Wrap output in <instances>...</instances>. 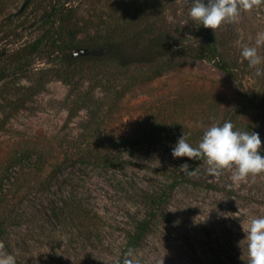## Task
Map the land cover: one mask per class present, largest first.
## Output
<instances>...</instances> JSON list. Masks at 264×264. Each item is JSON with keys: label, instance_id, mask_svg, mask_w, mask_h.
Returning <instances> with one entry per match:
<instances>
[{"label": "rangeland", "instance_id": "1", "mask_svg": "<svg viewBox=\"0 0 264 264\" xmlns=\"http://www.w3.org/2000/svg\"><path fill=\"white\" fill-rule=\"evenodd\" d=\"M52 1L31 0L29 5L27 0H0V69L8 67V78L0 83V177L8 169L3 192L18 213L7 223L0 253L14 255L16 264H118L127 232L146 213V193L164 190L183 172L180 166L187 157L171 154L178 138L184 132L196 146L205 128L228 121L241 97L232 80L207 61L184 64L155 80H147V68L119 72L83 63L70 86L61 54L47 43L20 70L13 56L49 30L38 20ZM69 2L81 24L97 20L96 15L119 17L125 7L123 0ZM156 2L166 7L159 16L167 22L185 27L191 19L192 0ZM220 30L228 58L244 69L245 89L264 97V44H256L258 34L264 33V0L241 8L237 21L222 24ZM86 37L81 34L78 40ZM243 46L256 47L261 64L250 68L241 56ZM98 74L134 83L109 116L99 109L100 120L104 118L96 125L106 145L122 158L120 170H105L89 158L62 164L65 150L78 140L88 117L81 109L69 120L72 101ZM95 97L107 95L98 88ZM155 129L157 135L151 136ZM235 129L258 132L264 148V100ZM20 157L27 158L19 162ZM16 160L19 163H13ZM49 168L56 176L43 190L38 173ZM208 168L202 160L190 181H179L162 209L166 219L155 220L125 264H247L242 227L249 217L264 216V173L235 183L232 169L216 176ZM74 197L95 215L90 235L69 221L49 220L52 206Z\"/></svg>", "mask_w": 264, "mask_h": 264}, {"label": "trees", "instance_id": "2", "mask_svg": "<svg viewBox=\"0 0 264 264\" xmlns=\"http://www.w3.org/2000/svg\"><path fill=\"white\" fill-rule=\"evenodd\" d=\"M30 1L27 0L29 5ZM156 1L123 0L125 7L122 9L123 14L119 17L112 14L96 15L97 20H88L81 24L77 9L70 4L69 0H53L48 10L38 20V24L48 27L49 30L34 45L17 52L16 56H13L15 59L13 64L20 65L19 69L22 70L39 46L48 43L56 49L57 55L61 54L62 64L67 71V73L64 71L67 75L65 81L71 86L78 64L83 63L113 67L119 72L128 71L132 67L140 70L147 68L144 69L147 80H155L163 74L177 70L184 64L207 61L234 83L241 102L229 111L228 121H231L235 127L241 126L242 117L257 109L264 97L245 89L244 69L238 60L228 58L220 27L214 32L212 29L199 26L191 19L185 27L167 22L159 16L166 7L161 8ZM84 33L88 38L78 40ZM82 49H87L90 53L83 56L74 55ZM7 78L8 67L0 69V83ZM91 81L88 90L72 101L69 120H73L81 109L87 110L88 117L82 124L83 132L78 140L65 150L62 164L70 166L69 163L89 158L105 170H120L124 167L122 158L115 155L112 147L106 145L107 142L103 140L96 125L104 118L103 116L100 120L99 109L103 107L102 112L105 111L104 114L107 113L106 116H109V113L116 109L118 100L124 97L134 83L132 80L113 81L99 74L93 75ZM98 88H101L107 97L96 100L95 90ZM103 101L106 103L104 104ZM157 133L155 129L150 135L156 136ZM26 158L20 157L18 160L21 162ZM18 160L13 163H17ZM202 160L187 158L185 162L196 171ZM49 170V172L39 171L38 173V185L43 190L50 187L56 176L53 169L49 168ZM7 174L8 169L0 177V241L5 238L8 221L18 217L16 204L13 206L14 202L10 195L3 192V179L8 176ZM45 174L46 177H43L42 175ZM179 174H175L164 190L146 193L144 197L146 213L144 217L135 220L133 229L127 232L118 264H125L126 260L139 248L156 219L159 217L166 219L162 209L177 184L182 179L190 181L193 176L185 172ZM69 201L52 206L49 220L69 221L73 226L82 228L86 234L90 235L95 221L93 211L81 201L76 200V197Z\"/></svg>", "mask_w": 264, "mask_h": 264}, {"label": "clouds", "instance_id": "3", "mask_svg": "<svg viewBox=\"0 0 264 264\" xmlns=\"http://www.w3.org/2000/svg\"><path fill=\"white\" fill-rule=\"evenodd\" d=\"M253 2L254 0H192L189 15L194 23L215 32L222 24L236 22L241 8L250 9ZM256 44H264V33L258 34ZM241 56L250 68L262 62L256 47L243 46ZM261 74L257 69V75ZM171 154L174 158L203 159L209 165V173L216 176L221 175L224 169H232L231 179L235 183L243 181L249 175L264 173V148L260 134L235 129L231 121L205 128L196 146L187 141L183 132ZM180 168L189 176L196 174L187 162ZM242 228L246 234L243 240L246 242L247 264H264V216L249 217L247 225ZM0 264H16V257L0 253Z\"/></svg>", "mask_w": 264, "mask_h": 264}, {"label": "water", "instance_id": "4", "mask_svg": "<svg viewBox=\"0 0 264 264\" xmlns=\"http://www.w3.org/2000/svg\"><path fill=\"white\" fill-rule=\"evenodd\" d=\"M90 51L87 49H82V50H78L77 52L74 53L75 56H83L86 54H89Z\"/></svg>", "mask_w": 264, "mask_h": 264}]
</instances>
